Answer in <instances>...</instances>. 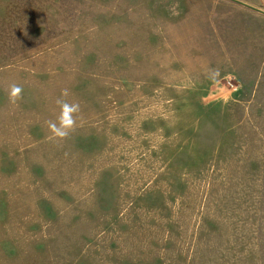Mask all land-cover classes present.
Segmentation results:
<instances>
[{"label":"rangeland","instance_id":"obj_1","mask_svg":"<svg viewBox=\"0 0 264 264\" xmlns=\"http://www.w3.org/2000/svg\"><path fill=\"white\" fill-rule=\"evenodd\" d=\"M0 264H264V13L0 0Z\"/></svg>","mask_w":264,"mask_h":264},{"label":"clouds","instance_id":"obj_2","mask_svg":"<svg viewBox=\"0 0 264 264\" xmlns=\"http://www.w3.org/2000/svg\"><path fill=\"white\" fill-rule=\"evenodd\" d=\"M178 8V4L171 6L174 14L175 9ZM218 77V69L210 70L209 79L216 81ZM23 89L20 85L12 84L8 89V100L11 104H16L21 98ZM69 96L68 89H62L60 97L55 100L56 105L59 107L60 112L56 120L46 121L47 127L52 134V138L65 139L76 126V114L80 112V104L78 102H69L66 98Z\"/></svg>","mask_w":264,"mask_h":264},{"label":"crops","instance_id":"obj_3","mask_svg":"<svg viewBox=\"0 0 264 264\" xmlns=\"http://www.w3.org/2000/svg\"><path fill=\"white\" fill-rule=\"evenodd\" d=\"M244 5L251 6L256 9L264 10V0H236Z\"/></svg>","mask_w":264,"mask_h":264},{"label":"water","instance_id":"obj_4","mask_svg":"<svg viewBox=\"0 0 264 264\" xmlns=\"http://www.w3.org/2000/svg\"><path fill=\"white\" fill-rule=\"evenodd\" d=\"M233 1H235V2H237V3H240V2H238V1H236V0H233ZM240 4H242V3H240ZM243 5H244V4H243ZM246 6L252 8L251 6H248V5H246ZM253 9H254V8H253ZM257 11L264 13V11H262V10H260V9H257Z\"/></svg>","mask_w":264,"mask_h":264}]
</instances>
